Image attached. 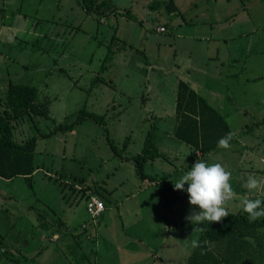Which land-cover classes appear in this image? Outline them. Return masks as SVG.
<instances>
[{"label":"rangeland","instance_id":"1","mask_svg":"<svg viewBox=\"0 0 264 264\" xmlns=\"http://www.w3.org/2000/svg\"><path fill=\"white\" fill-rule=\"evenodd\" d=\"M249 1L253 0L228 3L237 5L239 11L243 5L248 8ZM195 2L201 14L207 10L220 14L228 8L220 0ZM180 3L185 9V0ZM151 4L147 0H105L106 12L100 17L89 15L82 0H0V99L10 81L34 86L40 102L50 101L48 119L25 116L13 124L15 135L23 141L37 138L34 155L38 170L30 181L21 177L9 183L0 180V194L14 197L13 201L1 198L0 211L8 224L0 225V264H44L39 252L51 258L46 264H54L53 255L61 256L62 264H121L128 259L132 245L144 249L150 244L156 251V242L158 246L163 243L166 226L177 225L192 210L199 211L189 205L186 191L179 192L185 193V199L175 200L173 210L165 209L158 187L141 184L131 162V157L143 151L148 134L164 157L154 159L153 166L147 164L144 171L159 179L166 176L169 187L198 159L191 158L190 147L172 132L181 78L193 83L214 107L213 98L219 95V112L236 133L229 148L218 147L201 160L222 164L231 179L244 176L246 170L250 174L251 169L257 179L264 177V160H260L264 159V121L257 128L254 125L264 118V109L258 107L264 104V78L251 85L245 81L251 72L247 65L253 59L245 63L239 56L237 76H230L235 63L229 66L228 58L221 57L225 49L219 45L215 50L212 45V35L217 36L214 24L188 27L184 20L177 25L163 5L148 8ZM256 6L264 16V7ZM161 24L167 31L155 32ZM246 24L241 20L233 28L243 31ZM193 30L207 37L206 44L185 40ZM259 32L254 41L262 40L264 29ZM246 43V39L238 41L239 45ZM210 54L219 56L206 59ZM216 69L221 71L220 79H228L224 84L210 78ZM202 70L205 75L199 72ZM251 92L252 104L232 107V103H241L240 94L250 98ZM240 109L248 110L247 117ZM84 110L102 117V122L85 119L72 131L53 133L59 124L73 123ZM237 114L242 119L238 120ZM242 126L251 132L244 135L239 130ZM250 152L258 155V160ZM81 181L107 202L95 225L86 211V190L78 188ZM225 207L230 208L229 202ZM95 229L103 233L96 235ZM173 231L167 237L166 253L161 255L169 261L176 259L175 264L182 261L179 254L184 247L188 256L193 249L191 241L199 240L200 230L188 225L185 232L183 228ZM184 234L185 246L178 248ZM154 236L156 239L150 240ZM167 249L180 252L168 255Z\"/></svg>","mask_w":264,"mask_h":264},{"label":"trees","instance_id":"2","mask_svg":"<svg viewBox=\"0 0 264 264\" xmlns=\"http://www.w3.org/2000/svg\"><path fill=\"white\" fill-rule=\"evenodd\" d=\"M104 1L82 0V4L89 15L97 14L100 17H104L106 12L103 7ZM148 1L152 2L148 8L163 5V2L159 0ZM164 8L168 14H173L177 11L173 0H168ZM131 18L134 19L135 17L131 15ZM49 105V100L42 102L38 100V90L36 87L15 84L9 81L6 94L3 99H0V179L10 181L21 177L25 180H32L34 173L38 170L34 155L37 138L33 137L26 141L17 142L13 133V124L18 123L25 116L48 119ZM85 119L102 122V117L84 110L78 113L73 123L69 125L59 124L55 127L53 133L72 131L77 123ZM175 119L176 125L173 135L178 141L190 147L192 159L198 158L195 155L196 151L200 153V159L216 151L218 149L217 141L230 132L223 116L184 82H179L177 86ZM41 136L44 138L48 137L46 135ZM108 142L113 153L119 156L117 149L110 141ZM159 157H161V154L154 147L152 138L148 134L143 151L141 154L131 157V162L134 164L137 177L141 181L147 180L156 183L159 197L163 201L165 209L169 210L179 197L168 186L166 176L156 179L147 175L144 171L148 160H154ZM89 199L90 197L87 198L86 203ZM261 200H264V196ZM168 210H166V213ZM103 212L104 210L97 217L100 218ZM97 217L95 219L90 217V219L96 220ZM185 225L194 226L200 230V247L195 248L191 253L188 264H199L194 262L201 259V257L206 258L201 264H213V261L207 258L213 256L212 249L215 244L232 248L233 244L240 243V245L237 244V249L241 250L243 238L249 234H257L259 228H264V217L251 221L248 215L242 211V213L223 218L220 223H208L205 221L202 224H189L185 222ZM233 240L237 243H234ZM205 241H209V243H205ZM245 243L249 244L248 242ZM242 250L246 249L243 248Z\"/></svg>","mask_w":264,"mask_h":264},{"label":"crops","instance_id":"3","mask_svg":"<svg viewBox=\"0 0 264 264\" xmlns=\"http://www.w3.org/2000/svg\"><path fill=\"white\" fill-rule=\"evenodd\" d=\"M167 1L168 0H162L163 6H165ZM220 1H222V2L225 1L226 4L224 6L228 7V8H224L223 11L220 14H219V11L216 14H213L214 10H212L211 12H208V10H207L206 13L201 14L199 12V10L197 9V5L194 4V3H196L195 0H185V9L181 8L180 0H173V3H174V5L177 8V11L175 13L171 14L173 23L178 25V22H183L185 20V24H186L185 26H188V27L197 26L198 24L204 25V26L208 25V24H212V25L214 24L212 26V28L213 27L216 28V35L217 36H214V35H212V37L210 36L211 39H215L214 42H212V45L215 46V50L217 49V47L219 45L222 46L225 49V53L222 54L221 57L224 58V59L228 58L229 66H231L232 64L235 63V66L233 67V70H235V72L233 74L231 73L230 76H234V77L237 76V73H238L239 69H238V64L236 63V61H237V58H239V56L241 58H243V59H241V61L245 60V63H248L250 59H253L251 64L247 65V66H250V71H251L250 75L245 78V81H247L246 85H248V84L251 85V84L255 83V81H260L261 78H264V36H263V38H262V40L260 42H259V39L254 41L255 38H253L255 35H257L256 32L260 31L259 34H258V35H260L262 29H264V23H262V22H264V16L262 15V13H258V11H257L258 7L256 6V5H260V6L264 7V0H253L254 2L253 1H249L248 2V8L244 7V5H243V7H241V10H239V11H238V6L237 5L234 6L232 4H229L230 2L228 3V0H220ZM241 12H244V14L242 16L243 18L239 19L238 18L239 17V13H241ZM206 15H209V19H204V17ZM216 17H217V19H215ZM241 20L242 21L245 20L246 23H247L245 25V27H243L244 29L241 28L243 31H239L238 29H234L233 26L237 27V25L239 24V21H241ZM250 24H251V26H255V27H253V29H251L250 28ZM159 27H164L165 28L164 32L167 31L165 25H163V24H161L158 27H156L154 31L158 32V33H161L157 29ZM164 32H162V33H164ZM193 32L194 33L190 32L188 36H185V40L186 41H192V42H195V43H204V44H206V41H207V37L206 36H204V35L200 36V35L195 34L194 30H193ZM197 33H199V32H197ZM182 36L183 35H179L178 37L181 38ZM244 38L246 39L247 43L245 45H239L238 41L245 40ZM216 43H218L217 46H216ZM206 46H208V45H206ZM237 53H239V54L236 56L235 59H230V57L236 55ZM210 55L211 56H207L206 59H208V60L214 59L215 60V57L218 58V56H219V55H214V54H210ZM241 61H239V62L241 63ZM177 70H179V69H177ZM199 72H201L202 75H205V71L202 70V71H199ZM220 76H221L220 69H216L215 72H214V75L212 74V77H210V76L209 77L211 79H216L218 82L223 81V84H224L228 79L225 76H224L223 79H220ZM179 82L186 83L200 97H202L203 99L206 98V97H204V95L199 94L198 88H194L192 86L193 83H190L187 79H185V80H184V78L178 79L177 86H178ZM260 96L261 95H259L258 97H260ZM238 98H239V101H241V103L238 104V105L232 103L231 105H232L233 108L242 106L244 104H252L253 103V101H252L253 93L252 92L250 94V98L247 97L246 93H244V97L242 96V94H240V96ZM219 99H220L219 95H216L213 98L214 103L217 104L216 105L217 108L214 107L211 104V102L208 101L207 98L204 99V100H206L207 103L214 110L219 112L221 110L220 109L221 107H220V104H219ZM175 103H176V97H175ZM258 107L261 108V110H262V109H264V104L263 105H259ZM174 108H175V106H174ZM240 110L247 117L248 110L247 109L246 110L240 109ZM174 115H175V110H174ZM237 119L238 120L242 119L241 114H237ZM263 119L259 118V122L258 123L256 122L254 124L256 128L259 127L262 124L260 122L264 121ZM175 125H176V119H175V124L173 125V131H174ZM240 128L241 129H239V130H242L241 133H243L244 135L251 132L248 127H243L242 126ZM229 129H230V127H229ZM230 132H232L231 129H230ZM232 133H234V132H232ZM14 136H15V140L17 142L23 141V138L21 136L18 137V136L15 135V133H14ZM234 136H236V133H234ZM241 146L244 147V144L242 143ZM252 148H254V147L252 146L251 148H247V150L248 149H252ZM190 151H191V149H190ZM250 153L252 154V152H250ZM160 154H161V157L156 158V159H161V158L164 157L163 153H160ZM210 154H208L207 157H209ZM195 155L197 156L196 153H195ZM252 156L255 158V160H258V158H259L258 155H253L252 154ZM121 159L122 158H119L120 165L121 166H125L124 162H122ZM250 159H252V157H250ZM260 160L262 161L264 159L260 158ZM153 161L154 160L147 161L146 164H145V167H146L147 164H149L150 167H152L153 164H154ZM242 162H246V161L239 160V163H242ZM132 168L135 170L134 164H132ZM122 171L126 172L125 168H123ZM178 172L182 173L183 171L179 170ZM245 172H246L245 175H244V173H242V175H244V176L235 177V179H231L232 187L235 186V185H237L238 187H233V189L237 193V195L232 201H229L230 208L226 209L228 211L229 215H236V214L242 213L243 210H242V205L240 203L242 198L249 197V198H253V199H255V198L262 199L263 196H264V191H259L258 190V191H255V192H249L247 190V188L245 187L246 180H247V178H248V176L250 174L254 176V172H253V169H251L249 171L250 174L248 173L247 170ZM135 173H136V171H135ZM147 175H149V174H147ZM149 176H151V175H149ZM151 177L158 179V177H156V176H151ZM179 179L180 178H178V180ZM0 180H2V179H0ZM261 181L264 182V177L263 176H262ZM9 182H11V180L10 181L9 180L5 181V183H9ZM141 184H151L153 186H157L156 183L149 182L147 180L146 181H141ZM78 188H80L79 190H81V189L82 190H84V189L86 190L83 193V198H85L86 200H87L88 197H92V196H94V197L98 198L99 200H101L103 202V204H104V208H105L104 212H105L106 207H107V202L104 200V198L94 194V192L91 190V188H89L87 185H86V188H85L84 187V183L82 181L78 184ZM171 188L173 189L174 193L179 197V199H185V193L182 194V195H179V192H183V191L174 190V185L173 184H172ZM1 198H4L5 200L8 199L10 201H13L14 197L11 196V195H7V194L5 195L4 193H2V194H0V204L2 203L1 202L2 201ZM3 204L4 203H2V205ZM231 209L234 210V213H231L232 212ZM172 210H173V207H172ZM104 212L102 213L100 218L103 217ZM2 215H3V212L0 211V225L2 223H4L5 226H7L8 221H7V219L3 218V217H6V216L5 215L2 216ZM91 221H92L91 223L93 225L96 224V220H91ZM185 222H186L185 218L182 217V219L180 218L178 220V223H177L178 226L175 225V224H169L168 227L166 226L165 227V234L166 235L161 238L163 243L160 246H158V242H156V246L158 248V249H156V251L151 249L150 244H148V246H143L144 249L138 247L137 245H135V246L132 245V251H129L130 253L128 254L129 255L128 259L122 261L121 264H173L174 260H176V259H174L172 261H169L167 258H165L164 255H161V254L166 253L165 251H166V245H167V241H168L167 237H169L168 234L170 235L171 232H174L173 230L175 228H183L184 232H185V227L187 226V225H185ZM169 223H170V221H169ZM164 224L166 225L165 222H164ZM189 224H191V223H189ZM59 225H61V226L57 225L58 228L61 229L59 231L62 232L63 231L62 230V223H60ZM170 227H172V229ZM82 229H83V232H85L87 227L84 226V227H82ZM257 231H258L257 234H254V235H250L249 234L245 238H243V241H242V244H241V250L237 249V244L240 245V243L235 242V240H233V241H234V243H237V244H233L232 248L226 247V246L221 245V244H215L213 249H212L213 256H210L207 259L212 260L213 264H264V228H259ZM100 232L103 233L102 230L100 231V229H98V230L95 229V234L96 235H98V233H100ZM81 234H82V232H81ZM199 236H200V234H199ZM147 239L148 238H146L145 241H147ZM155 239H156L155 236L150 238V240H155ZM182 241H183V243L181 242V243L176 244V245H178V248H182L183 244L185 246V234H184V237H183ZM245 242H248L249 244H246ZM143 243H141V244H143ZM247 245H249V246H247ZM154 247H155V245H154ZM168 247H169V245H168ZM243 248H245L246 250H242ZM194 249L195 248L191 249V251L188 252V256L185 257V247H184L183 253L179 254V256L182 257V261H179L178 263H175V264H188L189 257L191 256V253L194 251ZM170 250H172V249L170 248ZM173 251H175V252H170L167 249L168 255H172V254L177 255V253L180 252L179 249L173 250ZM38 255H40L41 258L44 259V261H43L44 264L49 262V260L51 259L48 254H42V252H39ZM53 257L56 258V259L53 260L54 264H62L61 262H63V261H62L61 256L53 255ZM205 260H206L205 257H201V259L195 261L194 263L201 264Z\"/></svg>","mask_w":264,"mask_h":264},{"label":"clouds","instance_id":"4","mask_svg":"<svg viewBox=\"0 0 264 264\" xmlns=\"http://www.w3.org/2000/svg\"><path fill=\"white\" fill-rule=\"evenodd\" d=\"M234 133L229 132L217 141V147L227 149ZM182 177L173 182L174 190L186 191L190 206L198 207L199 211L192 210L185 217L191 224L220 223L229 216L225 205L232 201L237 193L231 184V173L220 163L208 164L199 158ZM187 188L185 189V185ZM245 187L249 192L264 191V182L253 175H249ZM242 210L251 221L264 217V200L244 197L240 201ZM202 230V229H201ZM196 231V229H194ZM209 243V241H205ZM193 248L200 247L197 239L191 241Z\"/></svg>","mask_w":264,"mask_h":264},{"label":"built area","instance_id":"5","mask_svg":"<svg viewBox=\"0 0 264 264\" xmlns=\"http://www.w3.org/2000/svg\"><path fill=\"white\" fill-rule=\"evenodd\" d=\"M159 32H164V27L157 28ZM198 151H196L197 154ZM199 153V152H198ZM200 155V153H199ZM104 210V204L101 200L96 197H90L88 202L86 203V211L87 214L92 218L95 219L102 211Z\"/></svg>","mask_w":264,"mask_h":264}]
</instances>
